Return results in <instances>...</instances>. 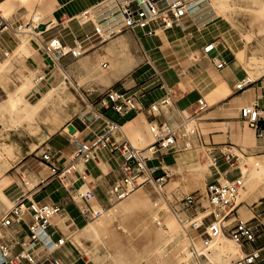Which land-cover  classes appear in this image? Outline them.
I'll list each match as a JSON object with an SVG mask.
<instances>
[{"label": "crops", "instance_id": "obj_1", "mask_svg": "<svg viewBox=\"0 0 264 264\" xmlns=\"http://www.w3.org/2000/svg\"><path fill=\"white\" fill-rule=\"evenodd\" d=\"M126 1L128 2L129 0H0V15L8 25L7 32L0 34V59L2 58L1 52H8L9 57L13 52L18 50L14 60H12L13 62L23 59L25 67L33 75L36 73L38 76L45 75L44 80L39 84L34 83L31 89V92L36 94L35 98L48 92L54 85L58 87L62 83L65 89H67V84H69L80 93V103H82L80 112L73 114L71 119L65 121L58 130L47 135L33 149L32 153L25 154L18 161L17 171L24 175L25 181L27 182L26 187L20 183L19 177L16 176V179H11L7 182L4 186L6 189L3 190L10 205L17 196L24 194L31 201L39 204H58L63 206V214L51 219L52 226L50 229V232H53L51 237L52 242L58 238L64 239V245L52 255V257L60 260L62 264H78V262L79 264H86L85 261L77 257L78 254L73 248L71 236L65 235L60 228L66 223V229L77 230L82 227L80 231L84 234V229L91 223H88V221L93 219L89 217L84 218L79 210L90 208L91 210H102L103 213L107 211L114 213L117 210H129L140 203L142 204V202L143 208H147L148 200L141 195H135L128 201L125 199V202L119 205V207L116 206L117 203L113 204L108 191L121 177L119 172L121 157L118 152L110 153L108 150H101L98 152L96 160L86 164L78 163V171L73 172L67 178L69 183L68 192L62 188L58 181L50 176L47 166L39 161L40 155L48 151L51 155L52 165L55 167L66 165L76 148L73 141L76 140L82 144H89L104 127L105 121L103 118L97 119L92 117L97 112H102L107 120L117 122L121 126L120 132L114 135V139L118 142L127 141L132 145L130 138L134 140L133 132L123 127L128 122L139 124L138 126L141 127L144 140L143 143L139 144L141 146L138 149H143L147 145L145 142L144 124L147 126V123L151 120L157 124H175L180 120L181 114H192L196 110L197 100L202 98L205 102L206 99L210 101V104L205 102L206 109L198 116V127L204 142L213 145L229 143L233 147L235 155L242 153L244 158L252 157V159L261 161L264 164V136L256 138L253 130L249 129L239 116L240 108L251 104H255L259 108L261 115L264 116V79L261 81L256 79L244 90L236 91L235 85L247 75L238 70L237 66L226 58L223 51H218L217 53L227 60L228 64L226 68L220 71L216 70L210 62L212 55L206 56L203 54V58L197 56L198 60L194 62L196 64H193L192 61L190 62L191 65L187 66L185 72H188L189 75L187 76L188 80H186L184 77L185 74L182 72V68L184 67L183 60L180 61V64H171L167 59V53L161 50V45H166L167 43L166 37L173 41L169 34H163V31H157L155 36L147 37L140 31L126 30L113 36L109 39L110 42L107 40L103 45L88 46L84 54L79 58H64L60 62L61 69H59L62 76L54 78L52 68L49 67V61L40 50L41 43L53 36H60L62 42L66 45H72L74 41L79 42L84 40L85 37L92 33V26L91 24L81 25V22L76 17L86 10L93 12L101 5L107 6L106 12L116 14L118 5ZM97 21L101 22L102 18H97ZM192 25L194 23L190 20V14H188L179 25L177 24L171 28V32L177 35L175 36L176 39L187 38L188 35H185L184 31ZM37 26H39V32H41L39 34L36 28ZM17 27H20V33H13L11 30ZM178 28L181 30L182 28L185 29L180 31ZM24 31H29L32 38L35 39H29L27 41L21 40L20 37L24 35ZM142 38L152 39L155 43L151 47L145 48L142 44ZM120 43H125L134 56L141 53L144 54L145 58L142 60L143 62L135 57L137 59L135 68L142 64L144 66L140 74L144 78L136 82L135 79L137 78L134 76L128 84L125 81L118 86L117 84L122 78L119 80L111 79L108 83L103 82L97 77L86 78L88 77L89 63H94L98 60L99 56L106 52V49H111L115 52V45ZM201 61L202 65L199 66L198 64ZM207 61L210 67L218 74L219 79L207 77ZM103 64L105 67H101L107 68L106 62ZM202 71L206 77L205 80L203 79V75H201ZM51 80L53 83L49 84L51 86L50 88L48 86L43 92L36 90L38 85H42L43 83L48 84ZM80 82L82 84L79 86L78 83ZM139 85L146 88L144 104L157 103L164 98L168 99V105L161 106L158 115L154 118L146 114H135L122 119L111 110H102L99 105L94 103L96 97L109 88L133 89ZM55 97L56 95L52 97L49 103ZM6 101L7 99L0 101V105ZM5 108L4 114L15 113L13 107L10 105ZM69 126H72L74 129L72 134L68 133L67 128ZM201 129L205 132V135ZM137 134L140 135L141 131H138ZM176 144L177 146H181L182 142L177 141ZM191 151L199 152L202 155V160H205L201 150ZM184 152L165 154L161 157V167L170 173L169 168L177 165V160L180 159L181 154ZM238 158L240 163V157ZM147 165L149 168H156L158 170L154 176L161 174V171L158 169V160L148 162ZM83 173L86 175V181H90V184L81 180ZM209 175L210 169L208 168V175L205 177V182ZM235 175L237 173H232L231 177ZM42 180L43 182H41ZM89 188L93 189L94 192V199L89 203L77 199L73 202L69 200L68 193L70 196H73L77 190L83 192ZM0 203V205H4L2 202ZM262 203L264 202H252L249 205L252 215L262 213V210H258L257 212L254 210ZM175 209L178 210L177 207ZM180 212L190 215L189 212ZM180 212L177 214L178 218ZM61 219H65V221L62 223L60 221ZM169 219L171 220L167 222L165 227L169 231L175 230L177 225L172 215ZM28 223L29 216L25 214L18 224H12L4 231L6 242L14 246L13 252H18L20 250L19 244L26 241ZM261 240H258L259 243L256 242L253 245H246L248 246L247 248L244 246L243 252L260 246L264 242ZM179 245L180 243L157 264H170L173 261L170 260V257H173V252ZM37 247L41 249L40 251L43 250L42 246ZM40 251H36V253L41 254ZM39 256H37V259ZM134 262H137V259L127 254V264H134ZM38 264L45 263L39 261Z\"/></svg>", "mask_w": 264, "mask_h": 264}, {"label": "built area", "instance_id": "obj_2", "mask_svg": "<svg viewBox=\"0 0 264 264\" xmlns=\"http://www.w3.org/2000/svg\"><path fill=\"white\" fill-rule=\"evenodd\" d=\"M193 2L189 0H129L118 5L116 15L118 24H112L108 35L103 34L101 23L91 10H86L79 15L81 25L91 24L92 33L84 40L66 45L60 36H53L41 43L40 50L49 61V67H60V62L66 57L79 58L84 54L88 46H98L113 36L123 31H140L144 36H155L157 31L171 29L180 24L191 12ZM39 32V26L36 27ZM20 27L11 30L20 33ZM8 25L0 15V34L7 32ZM218 52V43L210 41L202 48L206 56L212 55L210 62L213 67L220 71L226 68L228 62ZM4 59L8 58V52H1ZM105 67L104 64L101 65ZM45 78L38 76L36 84ZM252 82L243 78L235 85L236 91H242ZM144 86H136L133 89L112 87L105 90L95 99V104L102 110H111L118 117L125 119L130 115L146 114L154 118L158 115L161 106L168 105V99L164 98L157 103L144 104ZM206 109L202 98L197 100V108L192 114H181L180 120L175 124L147 123V131L151 142L143 149L132 146L129 142H118L114 135L118 134L121 126L114 121L107 120L102 112H97L92 117L103 118L105 123L102 130L89 144H82L74 140L75 151L70 156L69 162L62 167L51 164V155L48 151L43 152L39 161L47 166L50 176L53 177L64 190L67 191L69 183L67 178L73 172H77L78 163L86 164L96 160L98 152L108 150L110 153L118 152L121 157L119 172L121 177L109 189V195L113 204L126 198L132 191L147 183L154 184L160 188L170 173L161 167V157L165 154H175L186 150H201L208 163L210 175L204 186V194H188L180 199H174L172 217L178 228L182 226L177 217L178 212H189V226L204 242H208L221 231L228 233L229 238L243 250L246 245H253L264 237V222L261 214L252 215L248 220L240 219L237 210V197L243 189V180L240 174L239 158L234 154L233 147L229 143L221 145L206 144L198 127V116ZM240 118L247 127L253 130L256 138L264 136V116L255 104L247 105L239 110ZM177 141L182 145L177 146ZM159 161L158 169L160 175L154 176L158 171L149 168L147 163ZM236 171L237 175L231 174ZM20 183L26 187L24 175L17 171ZM231 177V178H230ZM81 180L86 181V175H81ZM43 182V180L41 181ZM68 192V191H67ZM70 201L75 199L89 203L94 199L93 189L89 188L83 192L76 191L73 196L68 193ZM175 207L178 208L175 209ZM113 209V207H112ZM64 208L58 204H39L31 201L27 195L17 196L12 204L0 216V264H62L60 260L52 257L53 253L64 245V239L58 238L52 242L53 232L51 229V218L61 216ZM84 218H98L103 214L102 210H91L83 208L79 210ZM203 213L201 219L197 215ZM29 216L27 227V239L19 244L20 250L13 252L14 246L6 242L4 231L12 224H18L23 216ZM42 246L41 254L36 253V247ZM39 258L37 259V256ZM231 264H264V242L250 251H245L241 258L234 260Z\"/></svg>", "mask_w": 264, "mask_h": 264}, {"label": "rangeland", "instance_id": "obj_3", "mask_svg": "<svg viewBox=\"0 0 264 264\" xmlns=\"http://www.w3.org/2000/svg\"><path fill=\"white\" fill-rule=\"evenodd\" d=\"M189 1L204 3V0ZM205 2L203 11L198 15L201 17L193 22L196 27L192 25L189 29L184 31V34L188 35L187 38L176 39L175 36L177 35L172 33L171 29L163 30V34L167 33L173 39L172 41L170 38L166 37V45H161V50L167 53L169 62L171 64H180V61L183 60L184 67L182 68V72L186 75H184L185 79L188 80L187 76L189 73L185 71L187 70V66L191 65L190 62H192L189 59L190 55L194 58L197 56L203 58L202 46L209 41H214L218 43V51H223L226 58L234 63L238 70L253 80H263L264 0H226L228 6L226 10H219L216 0H206ZM178 29L183 31L185 28H182V30L180 28ZM24 37L25 41L35 39L28 36ZM185 41L186 43H184ZM154 43L152 39L142 38V44L145 48L151 47ZM229 46H233V48L237 50V59L231 53ZM16 53L17 50L7 59H0V62L3 61L0 64V101L7 99L4 103L5 107L9 105L13 107L15 113L11 114V116L15 119L19 117L18 129L21 131L17 137L16 134L12 133L11 124L9 123L11 119H7V122L0 120L3 126V130H0V145L3 142L10 143L18 146L20 150H22L20 155L10 160L6 152L0 148V177L6 176L8 181L16 179L18 161L25 154L32 153L33 149L38 146L47 135L58 130L65 121L71 119L73 114H78L82 106V103H80V93L75 90L72 85L70 86L67 84V89L64 88L59 92L55 99L51 103H48L43 110L36 112L29 118H24L22 114L29 109L30 105L35 103L39 96L35 98L36 94L29 92L26 98H24L20 94V89L25 81L30 80L33 82L38 74L36 73L33 75L32 72L25 67L23 59L18 62H13L12 60H14ZM133 57L141 62H143L142 60L145 58L143 53L137 54L136 56L133 55ZM204 59L206 60V58ZM192 63L196 64L194 62ZM198 65H202V61ZM207 66V77L219 79L218 74L210 67L208 61ZM143 67L142 64L132 69L128 75L126 74L119 81L117 86L125 81H127L128 84L134 76L137 78L135 79L136 82L142 80L144 76L142 77L140 74ZM59 68L60 67L52 68L54 78L62 76ZM260 74H262V77L258 76ZM40 75L42 74L40 73ZM201 75H203V71ZM203 79H206L204 75ZM50 83H53L52 80L48 82V84L43 83L42 85H38L36 90L43 92ZM78 84L80 86L82 83L80 82ZM50 87L51 86H49V88ZM53 87H55V85ZM16 90L18 92L14 100L12 94ZM205 102L210 104V101L206 99ZM5 107L1 108V114H4ZM138 125L137 123L133 124V128H137V130L133 132L134 140V134L138 131H141V135L143 136L141 127ZM144 131L146 136L145 142L149 144L151 138L147 131L146 124H144ZM202 132L205 135L203 130ZM134 140L130 138L132 145L140 148L139 146L141 145ZM240 160L238 166L239 170L240 168H247L248 162H257V160L249 157H245L244 159L240 158ZM199 163L206 166L207 171L204 174H201L197 168L193 166V164ZM207 165V161L202 160V155L199 154V152L191 150L185 151L181 154L180 159L177 160V165L169 168L170 176L160 188L155 187L152 183H147L142 185L141 189H138V187V190L132 192L130 198H125L128 201L135 195H141L148 200L147 208H143L142 202V204L140 203L129 210H117L114 213L107 211L99 218L89 220L88 223L91 222L92 226L84 234L80 231L82 227L77 230L66 229V223L61 227L58 226L63 230L65 235L71 236L73 248L78 254L77 257L85 261L86 264H127V254H130L133 258L135 257L137 261H140L139 258H143L144 261L142 260L140 264H157L165 257L162 250H156L160 243L158 239L159 233L162 231L160 226L165 227L167 222L171 220L169 217L172 214L171 208L175 206L174 199H180L191 193L203 195L206 183L205 177L208 175ZM233 173H236V171ZM5 189L6 188L3 187L2 191ZM243 189L239 192L236 201L242 202V207L239 205L237 210L240 219L248 220L252 217L251 207H249V205L252 202H264V178L249 181L248 186L243 182ZM125 199L118 202L116 206L119 207V205H122ZM9 206V203L0 205V215ZM254 210L256 212L262 210L261 218H263L264 222V203ZM188 216V214L180 212L179 218L182 226L172 230V233H177L175 240L178 241L179 239L180 245L173 252V257H170V260H173L170 264H184L186 261H191V258L182 260L179 259L181 256H174L182 247L189 244L187 235H189L192 241L197 238L201 240L204 239L203 236H199V232H195L190 228ZM60 221L63 223L65 219H61ZM165 229L167 228L165 227ZM225 234L228 236V233ZM202 241L204 242V240ZM261 241H264V237ZM257 243L259 242L257 241ZM247 247L248 246H246V248ZM35 249L37 252L41 250L39 247ZM200 261H204L202 257H200ZM233 261L229 262V264ZM203 264L206 263L203 262Z\"/></svg>", "mask_w": 264, "mask_h": 264}, {"label": "bare ground", "instance_id": "obj_4", "mask_svg": "<svg viewBox=\"0 0 264 264\" xmlns=\"http://www.w3.org/2000/svg\"><path fill=\"white\" fill-rule=\"evenodd\" d=\"M205 1L206 0L203 1L204 3H202V2L201 3H194L193 2L192 10L189 13L191 21L194 22L196 19H199V17H201L198 15L200 12L203 11V6L206 3ZM216 1H217V6H218L219 10H226L228 8L226 0H216ZM106 8H107L106 5H101L93 11V14L97 18L100 17V18H102V20H107V21H104L103 23H101V22H98V23H101V26H102L103 31H104L103 34L108 35L109 32L111 31L112 24H116V23L118 24L119 18L116 14H113V12H110V13L106 12L105 11ZM209 11H210V9H209ZM261 12H262V10H261ZM76 19L79 20V16L76 17ZM24 36H28V37L32 38L29 31H24V35H21L20 39L24 40V38H25ZM32 42H33V40H32ZM229 49L231 50V53L237 59L238 58L237 50L235 48H233V46H229ZM114 50H115V52H113L111 49H106V52L103 53L102 55H100L98 60H96L94 63H92V62L89 63L90 67L88 69V75H87L89 78L97 77L100 80H102L103 82L108 83V82H110L111 79L119 80V79L123 78L133 68H135V65L137 64V60L134 59L132 53L129 51V49L127 48L125 43H120V44L115 45ZM17 52H18V50H17ZM189 59L193 62L198 60L197 57L194 58L191 55H190ZM16 62H18V61H16ZM104 62H106L107 68L101 67V64H103ZM261 75L262 74H260L258 76H261ZM247 78L251 82L254 81L249 76H247ZM37 80L38 79L35 78V81H33V82L30 80H27L23 83V85L20 89V94L24 98H26V95L29 92H31V89H32L34 83L36 84ZM64 88L65 87H64L63 83L61 86L52 87L48 92L41 95L33 105H30L29 109L24 114H22V116H24V118H29L33 114H35L36 112H39L49 103V101L52 99L53 96L57 95ZM17 90L12 94L14 97V100L17 97V92H18ZM4 106H5L4 103L0 105V120H4L7 122V119L8 120L11 119V121L9 123L11 124L12 133L16 134V136L18 137V135L21 132L18 129L19 128V126H18L19 125V120H18L19 117L15 119V118H12L11 114H1V108ZM0 126H1L0 130H3L2 122L0 123ZM123 128H126L132 132H135L137 130V128H133V124L129 123V122L126 123ZM134 135H135L134 141L136 143H138V144L143 143L144 138L141 134L138 135L136 133ZM0 148L6 152V154L8 155L10 160L14 159L17 155L21 154L20 148L16 145H13L10 143L3 142L0 145ZM237 155L241 159H244V156L242 155V153L237 154ZM0 159H1V155H0ZM247 164H248L247 168H240V174H241L242 180L246 184V186H248L249 181H254L256 179L264 178V164L261 161H257V162L255 161V163L248 162ZM193 166H195L201 174H204L207 171L206 166L204 164H201V163L193 164ZM7 182H8V179L6 176L0 177V202H2L4 205L9 203L5 194L2 191V188L7 184ZM141 188L142 187L140 186L138 189H141ZM138 189H135V190H138ZM246 189H247V187H246ZM134 191H132V192H134ZM243 191H244V189H243ZM130 194L126 198L130 197ZM236 203H237V208L239 205L242 204V202H236ZM203 215H204L203 213L202 214L200 213L196 219L197 220L201 219V217ZM91 226H92V224L90 223L84 229V233L87 232V230H89L91 228ZM160 229L162 230L161 233H159V237H158V239L160 240L159 241L160 243L157 246L156 250L157 249L162 250L164 256H166L167 254H169L171 252V250L174 247H176L180 243V240L179 239H178V241L175 240L177 233H172V231H168L167 229H165L164 226H160ZM226 236L227 235L225 234V232L221 231L218 235L213 237L208 243H204L199 238L192 241L190 239L189 235H187L189 244L182 247V249L180 251H178V253H176L174 256L175 257L181 256L179 259H182V260H188L189 258H191V261H186L184 264H203V262L206 264H229V262L241 258L244 252L240 246L235 244L228 236L227 237ZM200 257H202L204 261L201 262ZM139 260L140 261L134 262V264H136V263L139 264L142 260L144 261L143 258H139Z\"/></svg>", "mask_w": 264, "mask_h": 264}, {"label": "water", "instance_id": "obj_5", "mask_svg": "<svg viewBox=\"0 0 264 264\" xmlns=\"http://www.w3.org/2000/svg\"><path fill=\"white\" fill-rule=\"evenodd\" d=\"M67 130H68V133H69V134H72V133L74 132V129H73L72 126H69V127L67 128Z\"/></svg>", "mask_w": 264, "mask_h": 264}]
</instances>
